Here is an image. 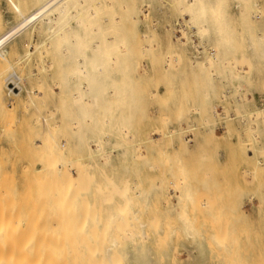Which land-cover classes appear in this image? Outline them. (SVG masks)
Here are the masks:
<instances>
[{"label":"rangeland","instance_id":"obj_1","mask_svg":"<svg viewBox=\"0 0 264 264\" xmlns=\"http://www.w3.org/2000/svg\"><path fill=\"white\" fill-rule=\"evenodd\" d=\"M243 2L241 0H226L227 17L233 29V31L231 29L230 33L232 36L230 37L234 39L233 44L230 45L231 47L229 45L226 47L220 46L217 43L219 35L217 36L216 34L218 33L215 31L216 34L212 32L206 37L201 38L196 34V30H194V32L190 33L189 40L185 39V36H181L183 33L179 30L175 31L173 29L169 31L166 28L167 22L175 21L179 17V14L175 8L170 7L162 0H152L148 8L142 6L144 3H138V8L142 9L141 20L136 26L137 28L134 27L132 31L128 32L127 37L129 36V39L135 41L133 52L135 60H138H136L135 66L138 62L140 66L137 65L138 68L129 77L131 80L127 78L122 81L123 83H120L122 92L117 97L120 105L111 114L112 117L120 119V126H107L108 135H102L104 142L102 149L104 153H111L113 165L107 166V170L111 176L120 182V184H123L125 181L132 186L140 183L141 192L139 191V194L135 190L130 191L131 197L134 198V211L140 219L130 220L136 230L135 235L131 238L127 237L125 239L124 237L126 236H119V222H116L118 219L111 220L109 218L112 212H119V204L123 199L119 194H116L113 202L107 203L104 201V196L109 190L105 189L104 193H99L96 189V183L104 181L101 175H97L93 182L88 183L89 185L83 183L84 181H79L80 183L77 182V184L71 186L66 185L68 188L65 187L64 189L68 190V193H63L62 188L64 186H61L62 184L58 185L62 182L61 179L63 177L54 176L57 175V172H52L48 169L47 171H45L46 169L44 170L45 165L47 166L49 162L55 161L57 158L59 161L56 159V164L57 162L61 164V167L60 164L54 165L61 170V173H58V175H62V173L67 175L69 172L74 177H78L77 169L81 164L80 162H77L75 166L72 164V162L74 163V161L79 160L78 157L80 155L76 145L77 138L75 131L70 126L72 117L66 115L63 110H59L55 114L54 121L60 129L53 130L55 132L53 137L48 134L46 136L44 133L46 122L42 120L40 123H34L33 118L37 115V112L33 107L29 106L27 108L29 96L26 88L35 89L37 92L41 91L39 92L40 95L44 96V92L41 89L39 90L35 86V83L32 82L34 81L33 77H29V73L33 72V70L38 72L43 64L40 54L36 52L27 63L19 64L18 68V64H16L15 69H9L8 72L4 73L2 81L5 83V96L3 97L2 94L3 98H1L0 95V100H2L0 101L1 255L17 254L18 251L16 249H20L23 252L20 253L25 255L45 254L49 250L50 254L63 253L72 258H85L82 264H89L86 259L94 255L93 246L99 247L103 242H105V246L112 244L111 239L104 240L103 238L104 232L109 231L112 234L111 237L119 239V243L114 246L112 252L122 255L121 264H264V116H259L257 119L251 118L252 121L248 117L245 122L243 118H239L245 110L256 111L264 108V57L260 56L264 47L255 50L249 47V40L251 38H256L259 35L264 36V1L255 0V2L259 3L256 9L259 6V13L263 12L258 13V16L252 14L251 10L250 14L252 15H250L248 8L247 11H243V9H246L245 3L247 1L243 0ZM122 5L120 3L115 7L119 15L123 14ZM144 7L146 8L144 9ZM247 7L251 9L250 6ZM246 15H250L251 18ZM100 18L105 26L113 24V16L110 13H102ZM15 21L16 18L7 3L4 0H0V31L4 30L8 26V23H14ZM155 21L158 27L155 32L151 33V47L145 46L147 49L148 47L150 48L147 50L144 47L146 38L144 34L147 29L146 22L154 24ZM247 22L250 24H246ZM120 24L124 28L128 27V25L132 27L129 20L124 19ZM115 31V29L109 31L108 36L121 33ZM250 32L253 36H250ZM40 38L43 37L37 34L36 40ZM173 38L181 39L186 44L178 42L172 45ZM28 39H30L29 34L10 46V50L13 53L10 58L13 62L18 55L24 52L22 47L23 40ZM201 42H205V48L201 45ZM199 47L204 48H201L202 52H199ZM33 50L35 51L34 48ZM212 50L213 54H210L209 52H212ZM175 52L181 53L180 59L173 54ZM169 53L172 57H170L171 63L175 65L172 68L171 76L166 74L164 68V60ZM193 54H196L197 57L193 56ZM209 55L214 58V61H210L211 56ZM46 60L47 66H51L50 55H47ZM198 60L205 62L199 63ZM36 63L37 65H35ZM258 63L262 64L259 65ZM3 65L7 66L8 63L0 57V68ZM22 65H24V68ZM13 70H16L25 79L23 82L25 89L22 90L18 97L9 91L6 86L7 82L4 80ZM56 90L57 92L60 91L58 88ZM56 99L58 97L48 95V105L53 104V101ZM10 101L14 104L13 108L11 105H8L11 103ZM43 108L45 109V106ZM180 115L184 117L182 121L180 120ZM231 116L236 117V119L231 120ZM194 122L198 123V134L196 133L197 131L186 132L187 134H183V142L178 140L172 141L169 137L165 138V140H160L158 143H151L148 140L151 134L153 138L160 139L163 131H174L182 127L187 128ZM125 124H127L126 128L130 131V137L127 140L122 137V127ZM204 124V128H201ZM36 131L40 134L43 132L42 136ZM86 133L89 138L95 136L90 130H87ZM63 134L65 139L62 136ZM45 136L46 138H44ZM49 136H51V139ZM53 138L54 142L58 139V146L53 142ZM46 139L48 140L46 141ZM128 140H131L132 144H129ZM139 142L142 144L141 155L137 153L138 146L136 144ZM65 143L66 146L62 150L61 146L65 145ZM46 144L48 148H52V144L54 145L53 148L57 151L54 150V156L50 155V158L55 159H47L49 158V149L51 148L48 149L45 146ZM59 144H61L62 162L57 157L60 155ZM43 147L45 150L47 149V154H45ZM93 147L96 149V146ZM87 152L88 149L85 146L83 154L87 155ZM55 153L59 154L55 157ZM50 154H53V152H50ZM64 157L68 162L70 159L71 161L73 159V161L68 164L65 162ZM259 160H262L263 163L260 164ZM165 161L169 164H165ZM100 162L105 163V159H101ZM74 167L76 168L73 169ZM64 168L65 170L67 169V173L66 171L63 172L62 169ZM6 170L8 173L4 172ZM43 174L49 175L48 178ZM55 177L59 178V180ZM39 179L41 180L40 182L38 181ZM54 179L56 180L54 181ZM182 179L183 181H181ZM6 180L9 182L5 183ZM40 183H43L45 186L41 187ZM55 185L57 186L54 187ZM76 185L81 190H78ZM87 186L88 189H86ZM39 187L42 189L46 188L40 190ZM49 187L53 188H51L52 191H55L56 188V191H53L55 195L53 198L51 197ZM29 189H31V192L28 191L30 192L28 196L27 190ZM169 189L171 192L168 191ZM175 189H178V191H175ZM25 192L26 197L28 196L27 199L24 196ZM42 193L45 195H42ZM74 195L77 198H74ZM22 196L25 198L22 199ZM141 196L142 198H140ZM45 197L48 198L47 200L53 201L51 205L45 204L42 206L46 203L44 201L46 199L42 200L41 198ZM65 198L70 200V202L65 200ZM56 199L58 201L60 199L59 203L61 201L63 203L67 202L61 207L62 210L57 208L59 203ZM8 200L13 201L6 203ZM41 200L44 203L39 205V202H42ZM81 200L83 201L82 203ZM86 201L89 202V206H87L88 202L86 203ZM17 204H20V207ZM33 204L36 205L37 209L34 208L35 205ZM11 205L13 206L11 207ZM69 205L71 209L64 208ZM7 206H9L8 209ZM32 206L37 212L41 207H43L42 209L47 207V214L50 213V215L46 216L50 217L45 218L44 215L38 212V216L35 215V219H37L34 220L31 214V218L35 221H32V223L34 222L33 224L35 225L30 224V212L32 213L34 210H31ZM50 206L51 209H49ZM82 206L85 212H80V209L83 208ZM17 207L19 208L18 210H16ZM92 207L96 211L95 213ZM51 210L56 215L58 214L57 217L61 213L63 215L58 220ZM66 210L68 212H65ZM6 211H9V213H6ZM43 211L41 212L44 213ZM87 212L89 213L87 214ZM91 212L100 218L93 219L92 217L91 219ZM82 213L87 214L86 221L84 219L86 215H83L84 218H82ZM74 214H78L76 215L77 217ZM18 215L17 220L15 217ZM39 215H41V219L45 218L43 220L45 221L44 223L39 220ZM51 215H53L52 219L55 222H53L54 220L51 221ZM71 215L74 218L76 217V220ZM8 216L9 218H7ZM79 217L86 223L83 221V225L81 224L80 226L82 222L78 223L81 220ZM15 219L17 223L14 221ZM38 222L40 226L41 224L46 226L43 228V231H46L44 233L46 237V234H48L50 239H52L51 237L54 239L57 235L58 238H56L58 240L56 242H60L63 238L62 243L58 242L61 246H58V243H56L58 248L61 247V250L55 249L56 246L53 245L55 241L52 244L53 239L45 238L42 234L43 231L40 233L41 230H39L40 226ZM72 222L75 223L72 224ZM154 222L155 225L152 224ZM14 223H16V227ZM27 223L32 228L34 227L32 233ZM59 223L62 224V228L61 226L58 227ZM49 224L54 226L50 228ZM77 225L78 227L80 226L79 228L82 227V230L84 227L83 231L84 233L86 232V235L82 233L81 229L76 228ZM94 225H96L97 229ZM156 225L157 228L155 229ZM25 226L28 228H24ZM17 227L20 229L24 228V231L20 230V233H18L19 229ZM54 228L57 229L55 230ZM50 229H52L51 235ZM67 230L69 231L67 232L68 234L65 232ZM185 230L191 235L187 234ZM13 233L20 234L18 235L20 238H16L15 236L17 235H13ZM38 233L41 234L40 238L42 239L37 238ZM30 234H32L31 238ZM145 234L147 236H144ZM68 235L72 238H69ZM6 237H8V240L12 239L11 242L13 243L11 246L6 243ZM35 237L37 241L41 240L37 244H35L37 242L36 239V242L33 239ZM28 239L30 240L27 241ZM48 239L51 241V246L49 241L46 242ZM222 239H225L224 242ZM42 240L44 243H42ZM47 243L49 244V249ZM86 243L88 245L89 243L94 244H92L93 246L91 244L88 246ZM221 243L223 244L219 245ZM62 244H64V248H62ZM175 246L177 248L176 251L174 250ZM4 248L8 249V254L7 251H2ZM34 248L40 251L34 252ZM10 249L15 251L12 252ZM174 254L177 255L176 258Z\"/></svg>","mask_w":264,"mask_h":264},{"label":"bare ground","instance_id":"obj_2","mask_svg":"<svg viewBox=\"0 0 264 264\" xmlns=\"http://www.w3.org/2000/svg\"><path fill=\"white\" fill-rule=\"evenodd\" d=\"M4 1L7 3L9 8L11 9L14 17L16 18V21L14 23H8V26L4 30L0 31V57L2 59L6 60V63H8L7 66L3 65L0 68V93H1L0 95H1V98H3L5 96V92H4V84L5 83L2 81V79H3L2 77H3L4 73L8 72L9 69L10 70L15 69L16 64H18L17 65V68H18L19 64L27 63L28 60L33 56V54L38 52L41 56V60H42L43 64L41 65L40 70L38 72H35V70L32 69L33 72L29 73V75H30L29 77H33L34 81H32V82L35 83V86L38 87L39 90L41 89L44 92V96L40 95L39 92H41V91L37 92V90H35V89L31 90L29 88H26L27 94L29 96V98H28L29 101H27V103H28L27 108L29 106L33 107L34 110L37 112V115L34 116V118H33L34 123H40L42 120L46 122V130L44 132L46 134V136L52 135V137H53V135L55 133L54 131L60 129L58 124L54 121L55 114H57V112L59 110H63L66 115L72 117V122L70 123V126L75 131V136L77 138L76 145L78 147V152H80V155L78 157L79 160H76L73 163L72 162L73 159L71 161V159L69 158L70 159L69 162H72V164H74L73 166H75V164L77 162H80V164H81V166L77 165V166H80L77 169L78 177H74L73 175H71L68 171H66L67 169L65 170V168L62 170H63V172L64 171H66V173L68 172L67 175L65 173H62V175L61 174L58 175V173H61L60 172L61 170L59 167H56L57 165L60 164L59 162H57V164H56L57 158L56 159L53 158V159H55V161L49 162L47 166L45 165L44 170L46 169L45 171H47V169H48L52 172H57V175H54V176H56V177L62 176L63 177V178L61 177L62 182H60L58 184V185L62 184L61 186H64L63 188L60 186L63 190V191L61 190L63 193L64 192L68 193V190L64 189L65 187L68 188V186H66V185L71 186L73 184H77V182H79V181H84L83 183H85L87 185L88 183L93 182L97 175H101L104 178V181L103 182H97L96 183V189L99 193L100 192L104 193L105 189L109 190V192L106 193L104 196V201L107 203L113 202L116 194H119L123 199L119 204V212H112L109 215V218H111V220L116 219V218L118 219V221H116V222H119V225H118L119 236H126V237H124L125 239L127 237H130V238L133 237L136 233V230H135V227L131 224L130 220L131 219L138 220L139 217L137 216V213L134 211V208H133L134 198L131 197L130 191L135 190V192H137V194H139L141 192L140 191L141 190L140 183L138 185L132 186L131 184H128L127 181H125L123 184H120V182H118L115 178H113L111 176V174L107 170V166L113 165L111 162V153H107V152L104 153V151L102 149L103 143H104L103 139H102V135H108L107 128H106L107 126H120V119L118 117H112L111 116L113 110L120 105V103L117 99L118 95L122 92L121 88H120V83L123 80H126L127 78H128V80H131V79H129V77H131L133 75L134 71H136V69L138 68V66H140L138 64L139 62L137 63L138 66L137 65L135 66L136 60H137V59L135 60V58H134L135 54L133 52L134 51L133 47L135 45V43H134L135 41H133L132 39H129L130 37L128 36L129 37L128 38L127 34H128V32L132 31L134 29V27L137 28L136 26L138 25V23L141 20L142 9L138 8V3L142 2V3H144V5H142V4L141 5L146 6L148 8L150 6L152 0H4ZM162 1L166 2L170 7L175 8L179 14V17H177V19H175V21H168L167 22L168 24H167L166 28L169 31H171L173 29L175 31L179 30L180 32L183 33V35H181V36H183V37L185 36V39H187V40L190 39L189 35H190V33L194 32V30H196V34H198L201 38L206 37L207 35H209L210 33L215 31L218 34H216L215 32L214 33L217 36L219 35V38L217 39L218 42L217 41L216 42L220 46L223 45L226 47L227 45L230 46L233 44L234 39L231 38L232 36L230 35L232 27H231L229 18L227 17L226 0H162ZM241 1L243 2V0H241ZM244 1H247L248 4L245 3L246 9H243V11H247V8H248L249 9L248 13L250 14V10H251V13L254 14L255 16H258L260 13L264 12V10H263V12L259 13V11H260V9H258L259 6L256 9V6L259 4V3H257L258 1L257 2H255V0H244ZM120 3L123 4L122 5L123 14L122 15H119V12H117L115 10L116 5L120 4ZM247 6H250L251 9ZM146 7H144V9ZM261 8H262V6H261ZM105 12L110 13V15L113 16V24L112 25L105 26L103 21L101 20L100 15L102 13H105ZM143 12H144V10H143ZM242 12H241V14H242ZM248 13L246 12V14H248ZM252 14H250V15H252ZM249 16H247V17H249ZM250 18H251V16H250ZM124 19L129 20L132 24V27H129V25H128V27H125V28L121 27L120 22ZM73 21L75 22V24ZM246 24H250V23L247 22ZM146 27H147V29H146V32L144 34L146 36V38H145V44L146 45L144 44V47L151 45V37H152L151 33L155 32L157 30L158 24L156 21L154 22V24L146 22ZM113 29H115L118 33L119 32H121V33L118 35L114 34V35L109 37L108 32L113 31ZM246 30H247V28H246ZM232 31H233V29H232ZM249 31H251V30H249ZM28 34L30 35V39L23 40L22 47L24 49V52L22 54L18 55L17 57L15 55L16 58H15V61L13 62L10 58V56L13 54L12 51L10 50V46L14 42L18 41L19 39L23 38L24 36H26ZM37 34H38V36L43 37V38L36 40ZM251 35H252V33L250 32V36ZM181 39H182V37H181ZM181 39L178 40V39L173 38L172 45H174V43H178V42L181 44H186V42L182 41ZM183 40H184V38H183ZM204 43L201 42V45H203L205 48ZM249 47L253 50L260 48V47L263 48L264 47V36L259 35L256 38L255 37L251 38L249 40ZM33 48L35 49V51L33 50ZM145 48L147 49V47H145ZM201 48L204 49L203 47H199V49H200L199 52H202ZM148 49H150V48L148 47ZM149 52H151V51H149ZM175 53H173V54L178 56V58L180 59L181 53L180 52H177L176 54ZM209 53L213 54V50H212V52L210 51ZM47 55L51 56V66H47L48 64H46ZM174 55H172V56H174ZM193 56L197 57L196 54H193ZM209 56H211V55H209ZM260 56L264 57V50H262V52L260 53ZM170 57H171V54L169 53V55H167V58L164 60V68H165L166 74L168 76L172 75V68L175 67L174 64L172 65V63H171L172 57L171 58ZM210 59H211L210 61H214V58L212 56ZM179 61H181V60H179ZM203 62H205V61H199V63H203ZM177 64L179 65V63H177ZM260 64H262V63H260ZM35 65H37V63ZM22 66L24 68V65H22ZM23 68H21V69H23ZM16 70H13L9 75H7V77H5L4 80L7 82L6 86L8 87L9 91L11 93H14L18 97L20 95V93L22 92V90L25 89V85L23 83L25 81V79ZM18 70H20V69H18ZM23 71H24V69H23ZM29 82H31V81H29ZM127 85H128V82H127ZM127 85H126V87H127ZM123 86H122V88H123ZM57 88H58V90L60 89L59 92H57V90H56ZM2 94H3V97H2ZM33 94H35V95H33ZM48 95L56 96V97H58V99L54 100L53 104L48 105V102H47V96ZM26 99H27V97H26ZM0 101H2V100H0ZM8 105L9 106L11 105L12 108L14 107V104L12 102ZM43 106H45V109L43 108ZM241 114L242 115L239 116V118H243L244 122L247 121L248 117L250 118V120H251V118L257 119L259 116H264V108L263 109L260 108L256 111H246L245 110ZM32 117H33V115H32ZM231 117H232V118H230L231 120L236 119V117H234V116H231ZM183 118H184L183 115H180L181 121ZM51 120H53V121H51ZM204 126H205V124L202 125L201 128H204ZM126 127H127V124H125L122 127V137L127 140V138L130 137L129 136L130 131ZM67 129H68V126H67ZM87 130L92 131L95 136L92 138L91 137L89 138L87 136V133H86ZM191 131L192 132L197 131L196 133L198 134V132H199L198 123L194 122L193 124L189 125V127H187V128L182 127L180 129L174 130V131L173 130H168V131L165 130L161 133L162 136L160 139L153 138L151 136L152 135L151 134V135H149L150 137L148 140L151 143H158V142H160V140H165V138L169 137V138H171L172 141L178 140L180 142H183V137H184L183 134H185L186 132L187 133L191 132ZM52 132H53V134H52ZM38 134H40V133H38ZM42 134H43V132H41L40 135L42 136ZM197 134H195V135L197 136ZM36 136H38V135H36ZM46 136L44 138H46ZM57 136H58V134L56 135V138H57ZM62 136H63V138L65 137L64 134ZM254 137H255V135H254ZM49 138L51 139V136H49ZM48 139H46V141ZM254 139H257V138H254ZM43 140H45V139H43ZM52 140L54 142V138ZM57 140L58 139H56L54 143H56L58 146L59 142H57ZM128 141H129V144H132L131 140H128ZM45 143H48V142H45ZM66 143H65V145L61 146L62 150L65 148ZM61 144H59L60 155L57 156L59 153H57V154L55 153V157L57 156L60 160H61V154H62L61 148H60ZM136 145L138 146V152L137 153H139V155H141L142 144L139 142ZM37 146H38V144H37ZM45 146L48 148L47 144ZM85 146H87V149H88L87 155L83 154ZM93 146H96V149H94ZM40 147H41V145H40ZM53 147H54V145L52 144V148L51 147H49L51 149L48 148L49 149V156H48L49 158H47V159L53 160L50 158L51 157L50 155L54 156V152H55L54 150H56ZM56 148L58 149V147H56ZM43 149H44V147H43ZM46 150L44 149L45 154L48 153V152H46ZM37 151H38V149H37ZM50 152L51 153L53 152V154H50ZM65 154H66V152L63 155L65 156ZM64 159H65V157H64ZM76 159H77V157H76ZM87 159H89V160L87 161ZM101 159H105V163H101L100 162ZM61 162H62V160H61ZM65 162H67L69 164V162L66 159H65ZM259 163L262 164L263 161L259 160ZM55 164H56V166H54ZM165 164H169V163H166V161H165ZM60 167H61V164H60ZM75 168L76 167H74L73 169H75ZM21 169H23V168H21ZM2 172H3V170H2ZM4 172H7V170ZM52 174H54V173H52ZM33 175H34V173H33ZM43 175L46 178H48V176H49L47 174L46 175L43 174ZM11 178H13V177L11 176ZM56 179L59 180V178H56ZM56 179H54V181ZM177 179H179V178H177ZM4 180H2V181H4ZM126 180H128V179H126ZM38 181L40 182L41 180L39 179ZM181 181H183V179ZM6 182H9V181L6 180L5 183ZM45 183H46V181H45ZM50 183H51V181H50ZM172 183H173V181H172ZM177 183H179V182H177ZM52 184H51V186H52ZM171 185H173V184H171ZM5 186H7V185H5ZM43 186H45V185L42 183L41 187H43ZM56 186L57 185H55L54 187H56ZM83 186H85V185H83ZM3 187H4V185H3ZM8 187H9V185H8ZM41 187H39L40 190L42 189ZM9 188H11V187H9ZM44 188H46V187H44ZM49 188L51 191L50 192L51 197L53 198V196H55L54 192L56 191V188H55V191L53 190L54 192L51 190L52 187H49ZM76 188L78 189L77 185H76ZM86 189H88V186ZM30 190L31 189L27 190L28 196H29V193L31 192ZM78 190H81V189L79 188ZM176 190L178 191V189H175V191ZM28 191H30V192H28ZM59 191H58V193H59ZM69 191H70V188H69ZM168 191H170V189ZM0 192H1V190H0ZM45 194H46V192H45ZM45 194L42 193V195H45ZM62 194H61V196H62ZM47 195H48V193H47ZM24 196L26 197V192H25ZM24 196H22L23 197L22 199L25 198ZM66 196H67V194H66ZM5 197H6V195H5ZM27 197H26V199H27ZM38 197H39V195H38ZM42 197H44V196H42ZM64 197H65V195H64ZM36 198H37V196H36ZM68 198H70V197H68ZM74 198H77V197H75V195H74ZM140 198H142V196ZM8 199H10V198H8ZM41 199L47 200L48 198L45 197V198H41ZM62 199H64V198H62ZM82 199L84 200V198H82ZM46 200H44L46 203H44V201H42V202H39V205H42L43 203L44 204L42 206H44L45 204L51 205V203L53 202L50 199L47 201ZM56 200L58 201V199H56ZM65 200H68V199L65 198ZM11 201H13V200H11ZM11 201L8 200V202H6V203H10ZM16 201H18V200H16ZM59 201H60V199H59ZM59 201H58V203H59ZM61 202L59 204L57 203L59 205L57 208H59L60 210H62L61 207H63L67 203V202L66 203H63V202L61 203ZM68 202H70V200H68ZM82 202L83 201L81 200V203ZM87 202L88 201H86V203ZM20 203H22V202L20 201ZM32 203H33V201H32ZM34 203H35V201H34ZM88 204H89V202L87 203V206H89ZM2 205H3V202H2ZM6 205H4V206L6 207ZM33 205H35V204H33ZM39 205L37 204V206H39ZM12 206L13 205H11V207ZM17 206L20 207V204H17ZM18 207L16 208V210L19 209ZM70 207L71 206L69 205L68 207L66 206L64 208L69 209ZM84 207H85V203H84ZM84 207L82 209H80V212L84 211L83 210ZM8 208H9V206H7V209ZM31 208H32L31 210H33L34 208L37 209L36 205L34 206V208H33V206ZM42 208L43 207L38 209V212L41 213L42 215H44L45 218L48 217V216H46V215H50V213L47 214L48 208L45 207V209L47 208L46 211H45V209H42ZM1 209L3 210V208H1ZM7 209H5V210H7ZM49 209H51V206ZM73 209H74V207H73ZM31 210H29V211H31ZM92 210H93V207H92ZM41 211H43L44 213H42ZM51 211H53V210H51ZM89 211H91V210H89ZM36 212H37V210H35V209L32 211V213L30 212V221H29L30 224L32 223V221L37 219V218L35 219V215L38 216L37 215L38 212L37 213ZM65 212H68V211L66 210ZM77 212H79V211H77ZM95 212L96 211H94V213ZM6 213H9V211H6ZM88 213L89 212H87V214ZM31 214H32V218L34 220L31 218ZM53 214H55V212ZM78 214H76V215H78ZM87 214L82 213V218H84L83 215H86L85 216L86 218H84L85 221L87 219ZM7 215H9V214H7ZM22 215H24V214H22ZM61 215H63V214L61 213L60 216ZM76 215L74 214V216H76ZM91 215H90L91 219H92V217H93V219H99L100 218L96 214L93 215L92 212H91ZM14 216H15V214H14ZM14 216H13V219H14ZM40 216L41 215H39V217ZM51 216H52L51 217V219H52L53 215H51ZM57 216H58V214L56 215L55 218H58V220H59L60 216L59 217H57ZM18 217H19V215L15 218H17V220H18ZM44 217H43V219H41L42 217H40V219H39L43 223L45 222V221H43V220H45ZM71 217H73V216L71 215ZM7 218H9V216ZM28 218H29V216H28ZM79 218L81 219V217H79ZM53 220L54 219H52L51 221H53ZM81 220L78 221V223L82 222V223H80V226H81V224L83 225V223L85 222L83 219H81ZM14 221L16 222V219ZM47 221H49V220H47ZM53 222H55V220ZM60 222H61V220H60ZM94 222H95V220H94ZM16 223H14V226ZM33 223H32V225H35ZM73 223H75V222H72V224ZM45 224H47V223H45ZM51 224H52V222H51ZM51 224H49L50 228L55 225L54 223H53L54 225H51ZM64 224H67V223H64ZM152 224L155 225V222ZM42 225L43 224H41V226H40V223H39V226H40L39 230H41L40 233L43 231V228L45 226V225H43V226ZM61 225L62 224L59 223L58 227ZM162 225H163V223H162ZM26 226L24 228H28ZM30 226L31 225H29V228L31 230L30 229L29 230L32 233L34 227L32 228V226L31 227ZM94 226L96 228V225H94ZM19 227H21V226H19ZM66 227L68 228V226H66ZM77 227H78V225L76 226V228ZM24 228L23 229L18 228L19 229L18 233H20V230L23 232ZM57 228H54V229L56 230ZM61 228H62V226H61ZM156 228H157V225L155 226V229ZM9 229H11V228H9ZM80 229L82 230V227L79 228V230ZM96 229H94V230H96ZM12 230H14V229H12ZM51 230L52 229H50V235L52 233ZM83 230H84V227H83ZM83 230H82V233L84 235H86L85 234L86 232L84 233ZM26 231H27V229H26ZM45 232L46 231H43L42 234L44 235ZM53 232H54V230H53ZM65 232L67 233L69 231L67 230ZM102 232H103V230H102ZM178 232H179V230H178ZM40 233L37 234V238L39 237V239H42V238H40V236H41ZM179 233H181V232H179ZM188 233L189 232H187V234ZM60 234H61V232H60ZM70 234H71V230H70ZM13 235H17L15 237L18 239L20 238L18 236L20 234H14L13 233ZM23 235H25V234H23ZM23 235L21 236L22 239H23ZM30 235H31L30 236V238H31L32 234H30ZM46 235H47V237L45 235H44V237L49 238L48 234H46ZM69 235H68V237H69ZM111 235H112L111 232L106 231V232H104V237L102 236L104 238V240L111 239L112 244L109 246H105L104 245L105 242H103L99 247H96V245L93 246L92 244H94V243H92V244L89 243V245L91 244L94 247L93 248L94 255H92L90 258L86 259V261H88L89 264H121L122 263V255H120L119 253H116V252L115 253L112 252L114 249V246H116L119 243V239L117 237H111ZM177 235H178V233H177ZM62 236H63V233H62ZM144 236H147V235L145 234ZM163 236H165V235H163ZM25 237H27V236H25ZM54 237H55V235H54ZM56 237H57V235H56ZM56 237L54 238L55 240L53 239V237H51L53 240L50 238L49 239L52 240V244H53V241H55L53 244L54 246H56L55 249L61 250V247L58 248L56 245V243L59 242V241L56 242V240H58L57 239L58 237L57 238ZM141 237H142V235H141ZM12 238L14 239V237H12ZM69 238H72V237H69ZM169 238H170V236H169ZM26 239H24V240H26ZM33 239L35 241L36 237ZM49 239L46 240V242L49 241V244H50L51 241ZM5 240H6L7 244H10V246L13 243V242H11L12 239L8 240V237H6ZM21 240H19V241L22 242ZM29 240L30 239H28L27 241H29ZM62 240H63V238L61 239V241L59 243H62ZM224 240L225 239H222L223 242H224ZM36 241H37V239H36ZM40 241L38 240L35 244H37ZM44 241H45V239H44ZM44 241L42 243H44ZM67 241H68V239H67ZM74 241H76V240H74ZM74 241H72V242L76 243ZM220 241H221V239H220ZM24 242H26V241H24ZM80 242H82V241H80ZM59 243H58V246L59 245L61 246V244H59ZM49 244L47 243L48 249H49ZM68 244H69V242H68ZM222 244L223 243H221L219 245H222ZM21 246H22V244H21ZM50 246H51V244H50ZM63 246H64V244H62V248H64ZM176 246L174 249L175 251L177 249ZM71 247H73V246H71ZM35 248H34V252L40 251V250L39 251L35 250ZM69 249H71V248H69ZM7 250L5 248L2 249L3 252H5ZM13 251H15V250H13ZM16 251H18V253L16 252L17 254H8V251H7L8 255H6V254L1 255L2 252L0 250V264H82L83 259L85 260V258H82V257L72 258L71 256H69L67 254H63V253H55V254L52 253V254H50L49 250H48V252L46 251L45 254H37L36 253L35 255L34 254L33 255L21 254L20 252H22V251L20 249H16ZM76 252H78V251H76ZM27 253H29V252H27ZM176 256L177 255H175V258H176Z\"/></svg>","mask_w":264,"mask_h":264}]
</instances>
